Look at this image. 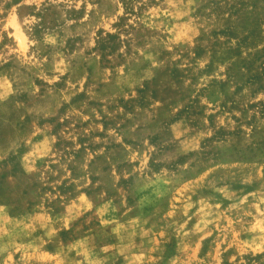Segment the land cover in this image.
I'll list each match as a JSON object with an SVG mask.
<instances>
[{
    "label": "rangeland",
    "instance_id": "obj_1",
    "mask_svg": "<svg viewBox=\"0 0 264 264\" xmlns=\"http://www.w3.org/2000/svg\"><path fill=\"white\" fill-rule=\"evenodd\" d=\"M0 264H264V0H0Z\"/></svg>",
    "mask_w": 264,
    "mask_h": 264
}]
</instances>
